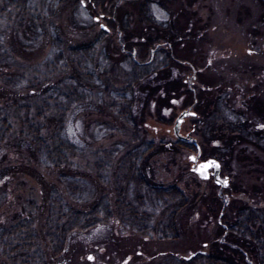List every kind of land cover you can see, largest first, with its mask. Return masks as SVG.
Here are the masks:
<instances>
[{"label": "rangeland", "instance_id": "374dc122", "mask_svg": "<svg viewBox=\"0 0 264 264\" xmlns=\"http://www.w3.org/2000/svg\"><path fill=\"white\" fill-rule=\"evenodd\" d=\"M81 1L65 0L52 7L51 18L44 20L41 28H32L31 31L26 28V21L11 17L9 20L3 19L0 13V45L8 51L12 50V55H15L10 63L21 74L20 85L14 91L18 97L27 93L28 90L24 88L27 80L37 78L38 81L39 75L32 67L46 59L50 51L48 45H52L54 40L62 45L94 42L101 45V53L107 56L106 67L103 71H97L91 85L87 83L93 95L91 100L82 103L81 110L72 112L67 123L68 131L73 132L74 142L88 149L85 150L87 152L95 151L96 157L100 158L105 152L116 149L117 144L129 141V131H124L125 127L109 108L110 98L105 91L108 87L112 90L123 86L128 79L129 69L121 60L116 38L112 34L104 37L100 33L94 17L83 9ZM169 9L172 13L182 10L181 16L175 19L177 30L174 35L179 44L184 42V45H172L174 52L170 53L196 68L194 87L199 91L198 95L209 99L224 91L221 95L227 105L220 115L223 122L219 121L217 126L210 122L209 110L204 109L207 114H203L202 107H196L193 111L198 112L194 117L183 118L179 134L191 136L201 146L205 157L218 158L223 173L229 177V186L221 190L211 178L200 180L191 170L194 164L189 159L192 151L179 147L159 149L148 158L154 182L165 186L175 184L191 197V206L180 216L181 237L177 241L143 239L132 230L130 219L126 222L116 220L109 225L78 232L71 240L67 253L60 260H51L44 237L46 208L51 189L56 187L65 197L67 191L58 181L59 172L45 171L36 164V156L30 153V142L20 137L24 128L20 117L23 114L15 113L11 118L9 138L0 151V225L7 227L30 216L48 264H123L127 257H130L127 264H158L169 255L184 258L189 251L206 252L209 248L216 251L221 237L218 222L222 219L219 217L222 211L217 202L218 196L221 204L227 201L231 211L235 207H244L245 210L254 208L248 211L264 215V0H176ZM166 38L169 39L167 41L173 39L171 34H166ZM20 47L26 48V54L16 53ZM139 55L148 59L149 50L145 57L141 51ZM173 74H176L174 67L165 73L169 82L178 81ZM2 82L3 78L0 77V85ZM145 95L139 94L140 102L135 107L136 113L144 108L148 110L143 124L149 127L140 126L149 133L142 135L155 143L173 142L174 135H168L155 117L160 115L173 122L188 108L192 101L191 93L179 90V93L172 95L169 105L145 100ZM26 100L29 102V98ZM86 102H91V106L86 108ZM106 102L108 105H105ZM50 113L51 110L47 114L50 116ZM150 113L154 118L149 117ZM240 117L245 119L244 123H250L247 128L236 127ZM239 123L242 125L243 122ZM45 125L51 133L54 124L47 122ZM218 126L220 131L217 136L221 138V145L212 146L209 128ZM91 155H67L72 156L71 162L77 167L66 172L89 175L84 166L95 159ZM116 155L119 157L122 153L116 152ZM93 197L88 198L89 204ZM0 264H7L1 254Z\"/></svg>", "mask_w": 264, "mask_h": 264}, {"label": "trees", "instance_id": "16d2710c", "mask_svg": "<svg viewBox=\"0 0 264 264\" xmlns=\"http://www.w3.org/2000/svg\"><path fill=\"white\" fill-rule=\"evenodd\" d=\"M64 1L1 0L0 13L3 14V19L9 20L11 17L26 21V28L31 31L32 28H41L44 20L51 18L52 7L55 8ZM164 33L166 36V31ZM132 36L141 39L147 35L141 30H127L122 41L128 43ZM173 39L170 41H176ZM154 42L144 40L133 42L132 45L117 44L121 60L129 69L128 79L123 86L112 90L108 87L105 91L110 98L109 108L125 127L124 131H129V141L117 144L116 149L105 152L100 158L96 157L95 151L87 152L85 150L88 149H83L74 142L73 132L70 129L68 131L67 123L72 112L81 110L80 105L91 100L93 95L87 83L91 85L97 71H103L106 67L107 56L101 53V45L97 42L62 45L54 40L52 45H48L50 51L46 59L32 67L39 75L38 81L37 78L27 80L24 88L28 91L20 97L14 91L20 85L21 74L10 63L15 55H12V50L9 49V53L0 45V77L3 78L0 85V151L9 138L11 118L15 113H22L20 117L24 131H21L20 137L30 142V153L36 156V164L41 169L59 172L58 181L62 182V188L67 191L65 197L56 187L51 189L46 208L44 237L51 260H60L67 253L71 240L78 232L109 225L116 220L126 222L130 219L132 230L140 237L157 238L160 241H176L181 237L180 216L190 207L191 197L175 184L165 186L154 182L148 158L159 149L185 148V145L169 140L155 143L144 137L142 134L149 132L140 125L149 127L146 123L143 124L148 110L144 108L139 113L135 111L136 104L140 102V93L143 96L146 94L145 100H156L160 105H169L172 95L179 93L184 86L181 81L169 82L168 79L161 78L162 73L168 72L176 64L169 54L159 51L152 59H144L139 55L141 51L145 57ZM132 51L136 52L135 57L126 54ZM26 52L25 47H20L16 53L21 55ZM27 98L29 102L25 101ZM90 103L86 102V108L91 106ZM50 110L52 113L49 116L47 113ZM149 117L154 118L152 113ZM155 120L164 127L172 124V119H165L160 115ZM47 122L54 124L51 133L45 125ZM152 132L155 133V129ZM116 152L122 155L117 157ZM75 153L92 154L95 157L90 164L84 166L90 172L89 175H72L66 172L77 167L71 162L72 156H67ZM88 184L92 187L91 190ZM93 195L89 204L87 200ZM217 199L222 211L219 215L222 219L218 222L221 231L219 249L194 252L189 260L169 255L159 264H264V215L248 211L255 210L254 208L245 210L244 207H235L231 211L228 203L221 204L219 196ZM72 221L74 222L71 223ZM33 227L30 216L7 227L0 225V254L5 263L48 264Z\"/></svg>", "mask_w": 264, "mask_h": 264}, {"label": "flooded vegetation", "instance_id": "af4514ba", "mask_svg": "<svg viewBox=\"0 0 264 264\" xmlns=\"http://www.w3.org/2000/svg\"><path fill=\"white\" fill-rule=\"evenodd\" d=\"M85 1H87V3ZM175 2L176 0H83L81 4L83 6V9H85L88 14H91L94 17V22L98 24L101 30L100 32H103L107 35L112 34V36L115 37L118 41V45H132L133 42H143L144 40L155 41L152 44L153 46L150 47L148 58L152 59L155 53L163 51V53L169 54L175 61L176 64L173 67L175 68L176 74H173V76H177V80L183 83L184 86L180 88L182 92L186 93L187 91H189L187 93H191L192 101L187 106L188 108L186 110L189 111V115L187 116L194 117L198 111L194 112L193 110L202 107L200 108L203 109L201 110V112L203 114H207L205 113L206 110L204 111V109L209 110L208 117L211 118L210 122L217 126L219 124V121L223 122L220 115L227 109L226 101L221 95L224 94V91H221V93L219 94H215L214 97L211 93L212 97H210L209 99H204L201 95H198L199 91L194 87V83L197 79L196 68L187 64L180 58L172 56L174 52L172 45H184V42H180L179 44L178 42L167 41V38L164 35V32L166 31L167 35L171 34L172 38L176 39V35H174L175 30H177L174 26L175 19L181 16L180 14L182 10H178V12L173 13L170 11V6H172ZM132 15H134V17ZM127 30H129V32H133L134 30H141L147 36H145L144 38L141 37V39L137 38L136 36H132L129 37L128 43H124L122 39ZM170 52H172V54ZM126 54H131L132 57H135L136 52H126ZM173 67H171L170 70L173 69ZM161 78H167L165 76V73L161 74ZM174 120L170 126L165 127V132L168 135H174V141L184 143L185 149L192 151V155L197 157L195 165L209 159L217 161L219 164V173L218 177L216 178L217 184H215V178L213 175L214 169L212 167L208 169V179L211 178L213 183L219 187L221 185H226V187L224 188L220 187L221 190L226 189L229 186V177L223 173L222 165L218 158H216L215 156L205 157L201 146L195 140H193L191 136L187 134L185 136L180 135L179 128L182 122L178 127V136L180 138L176 137V135L172 132ZM239 122H243L242 125ZM244 122L245 119L243 117H240V121H237V124L239 125H236V127L238 129H240L241 126H244L243 128H247L250 123ZM219 128L220 126H218L217 128H209V138L212 146L221 145V138L217 136L218 132L220 131ZM226 203L227 201L225 200L224 204ZM143 239L148 238L143 237ZM198 252L204 253V251ZM193 256L194 252L189 251L188 256H185L184 258L186 260H189ZM129 261L130 257H127L123 264H127Z\"/></svg>", "mask_w": 264, "mask_h": 264}, {"label": "water", "instance_id": "95a60500", "mask_svg": "<svg viewBox=\"0 0 264 264\" xmlns=\"http://www.w3.org/2000/svg\"><path fill=\"white\" fill-rule=\"evenodd\" d=\"M188 110L186 111H183L176 119H175V122H174V126H173V132L174 134L180 138L178 136V127H179V124L180 122L182 121V119L188 115ZM189 159L194 163V165L192 166V171L198 176V178L200 179H207L208 178V169L210 167H212L214 169V178H215V182L217 183V177H218V173H219V164L217 161L213 160V159H209V160H206L204 162H201L197 165H195V162L197 160V157H189ZM207 165V167H202V166H205ZM222 187H226V185H222Z\"/></svg>", "mask_w": 264, "mask_h": 264}, {"label": "snow or ice", "instance_id": "6c2138e0", "mask_svg": "<svg viewBox=\"0 0 264 264\" xmlns=\"http://www.w3.org/2000/svg\"><path fill=\"white\" fill-rule=\"evenodd\" d=\"M202 167H207V165H205V166H202Z\"/></svg>", "mask_w": 264, "mask_h": 264}]
</instances>
